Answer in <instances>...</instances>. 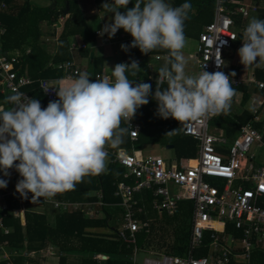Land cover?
<instances>
[{
  "label": "clouds",
  "instance_id": "1",
  "mask_svg": "<svg viewBox=\"0 0 264 264\" xmlns=\"http://www.w3.org/2000/svg\"><path fill=\"white\" fill-rule=\"evenodd\" d=\"M130 2L103 3L102 9L114 13V22L104 24L100 35L111 39L120 29L130 33L131 45L121 44L125 52L137 47L145 55L168 50L169 59L158 70L154 94L151 84L129 79V72L135 77L142 71L139 61L133 59L116 64L111 76L91 81L89 74L82 72L66 84L62 82L56 88L58 99L49 100L46 108L25 93L11 96L8 102L12 107H0V172L4 177H10L13 168L19 173L16 195L23 199L31 193L33 204L40 198L51 202L58 194L75 191L86 177L104 174L108 149L123 151L120 145L132 129L131 121L150 96L158 104L160 118H173L182 126L228 115L234 100L238 101L240 94L230 78L235 77L234 71L230 75L210 73L205 64L198 75L186 74L184 24L190 3L173 7L166 0H137L129 8ZM122 8L126 12H121ZM238 55L246 68L264 64V20L250 19ZM216 59L218 68L226 66L220 53ZM7 186L8 181L0 178V189L6 192Z\"/></svg>",
  "mask_w": 264,
  "mask_h": 264
},
{
  "label": "built area",
  "instance_id": "2",
  "mask_svg": "<svg viewBox=\"0 0 264 264\" xmlns=\"http://www.w3.org/2000/svg\"><path fill=\"white\" fill-rule=\"evenodd\" d=\"M234 3V0H216L214 21L205 27L199 37L198 61L201 72L206 64L205 70L210 73L224 71L225 74H228L226 51L232 49L234 43L239 39V34L234 30L233 15L236 12L228 8V4ZM6 9L7 4L2 1L0 14ZM253 10H256V7ZM246 12L245 8L241 9V14H246ZM4 33L5 27L0 19V37ZM218 52L226 64L225 67H217ZM17 64V58L8 57L0 43V87L4 93L14 95L16 92H21L29 98H33L32 95L24 91V88L30 85L32 80L27 75L19 74ZM58 69L65 72V77L68 80L77 78L78 74L82 73L74 61L62 63L58 65ZM230 78L233 80L232 86L241 84L240 78ZM252 83L260 89H264V82L252 80ZM39 85L48 101L58 98L56 96L57 89L50 80H40ZM261 106V102L253 106L255 122L259 121L257 114ZM214 118L211 117L204 123L189 122L185 125V135L201 142L200 158L189 166L170 165L162 158L142 156L140 152L125 156L110 153L113 158L110 160L127 170L125 177H132L134 180L133 184L120 183L116 193V196L121 197L119 206L124 209L126 220L125 228L118 235L129 248H133L131 261L134 264L138 262L140 254L136 237L140 226L134 213V208L138 205L135 195L140 194L144 189L151 190L152 188H155L156 196L163 198L158 206L159 209L166 210L169 214H173L177 210V201L192 200L194 203L193 227L188 254L185 258L162 255L145 257L143 264H228L231 259L249 261L255 251H264V207L258 205L264 199V166H255L253 156H249L257 143L263 144L264 133L252 125L243 126L238 138L229 146L227 157H225L217 151V145L226 143L225 138L209 132L210 122ZM135 119L136 116L131 121L132 129L129 130L132 141L139 139L142 129ZM133 131H136L135 134H132ZM238 181L248 184L249 187L243 188L242 186L237 190L234 189L233 185ZM222 184L224 185L222 186ZM3 190L4 188L0 189V212H10L5 201L9 192L7 189V193ZM102 197L100 195L97 205H104ZM45 201L63 213L78 211L82 208H85L91 216L95 212L90 203ZM20 211V209H15L12 212L17 216L20 215ZM227 223H234L238 230L243 232V236L237 240L226 235ZM215 224L220 225L221 230L214 228ZM0 229H4L6 234L9 233V230L4 226L3 218H0ZM207 231L221 234H211L210 248L214 253L196 258L195 253L202 246Z\"/></svg>",
  "mask_w": 264,
  "mask_h": 264
},
{
  "label": "trees",
  "instance_id": "3",
  "mask_svg": "<svg viewBox=\"0 0 264 264\" xmlns=\"http://www.w3.org/2000/svg\"><path fill=\"white\" fill-rule=\"evenodd\" d=\"M2 1L7 2L8 6L7 10L0 15L6 29L1 38L3 51L8 57L17 58L19 74H28L27 76L32 80V83L26 86L24 91L32 95L33 98L38 99L42 107L46 108L49 101L40 90V80L57 81L60 79L63 76V71L57 67L66 61L73 60L71 59V47L76 38L82 36L86 41L90 39L87 36L89 29L83 18L82 9L77 4V0H69L71 6L69 17L64 24L60 37H58L54 51L50 52L43 40L42 24L46 23L50 27L57 25L63 17L67 0H50L49 6H35L31 0H0V3ZM182 1L177 0L173 3L175 7H179L181 5H177V3ZM187 1L188 3L194 2V0ZM96 2L103 4L112 2V0H96ZM136 2L137 0H131L128 7H133ZM257 2L263 3L264 0H257ZM122 12H126V9L122 8ZM259 13V19L264 20V9H261ZM234 19L238 25L239 18L234 17ZM120 31L121 29L117 33L119 34ZM52 37L56 38L55 30ZM84 46L86 48H83ZM81 47L82 50L87 49L85 44ZM133 51L136 53V48H133ZM90 53V50H84L82 54L89 56ZM153 53L154 51L149 54ZM141 56L147 55L139 50V54H136L131 60L141 59ZM235 69L236 67L234 72L238 73L239 70L235 71ZM255 71L257 78L264 81V65ZM146 83L152 85L154 94L156 82ZM247 100L248 97L244 101ZM5 104H8L7 98L0 92V105ZM156 107H158L157 102L150 96L149 103L137 110L135 122L142 123L144 126L147 123L153 125L154 131L158 133V137L153 139L155 142L174 145L178 151L185 149L189 151L197 150L196 141L185 135V126L178 125L177 122H173L166 127L159 125L156 121ZM249 114H246L249 116L248 120L252 118ZM216 119L222 122L223 120L229 121L227 118L222 120L221 116ZM254 125L261 130L264 122ZM122 126H125V124ZM143 135L142 133L140 145L145 143ZM124 170L125 168L121 165H110L108 172L95 177H86L83 183L76 186L75 191L65 192L58 197L59 199L71 201L93 202L96 200L95 196L89 198L88 193L100 191L103 194V201L108 206L102 210L103 216L101 215L96 219L88 218L85 215L86 209L82 208L78 211L57 214L56 227L54 228L49 225L45 213L20 209L24 216L22 222L20 215L14 216L9 211L0 212V218H3L5 226H10L13 229L8 236L0 232V246L8 241V247L13 251H18L19 261L16 264H21L23 260H27L21 255L25 251L39 254L52 246L60 252V264H100L98 260L100 261L101 256L106 257L101 260L103 264H134L131 261L133 250L128 248L118 237L123 210L120 206H117L121 201V197L116 196V192L119 190L118 185L125 181ZM152 189L155 190V188ZM28 196L27 200L20 196L22 205H43L42 199L33 204L32 194L29 193ZM13 199L15 202H19L15 196H13ZM176 203L177 210L172 215L169 214L170 216L166 214L168 220H165L164 224L162 223L159 226L160 223H154L151 233L141 232L138 234L137 243L143 250L181 257L186 255L191 238L194 204L191 200H180ZM11 209L15 208L12 207ZM156 213L160 214V212ZM213 227L217 228L215 225ZM101 229L107 232H102ZM96 230H100V233H96ZM239 261H232L231 264H244L242 259ZM0 264H4V262ZM250 264H264V251H255L251 255Z\"/></svg>",
  "mask_w": 264,
  "mask_h": 264
},
{
  "label": "crops",
  "instance_id": "4",
  "mask_svg": "<svg viewBox=\"0 0 264 264\" xmlns=\"http://www.w3.org/2000/svg\"><path fill=\"white\" fill-rule=\"evenodd\" d=\"M47 1H49L51 3L50 0H47ZM175 1H177V0H166V2L170 3L173 7H175V5L173 3ZM234 1H235L234 4H231V5L228 4V8L230 10H233L236 12L233 15V19H234V17H238L240 15H243V14H241L242 8H245V10H246V7L243 4V0H234ZM251 1L253 2L252 10H253V8L256 7V10H253V11L259 13V11L261 9H264V2L258 3L257 0H251ZM31 2L33 3L32 0H31ZM5 3L7 4V2H5ZM184 3H188V1L183 0L181 3L178 2L177 5H182ZM77 4L82 9L83 18L87 24L88 29H89V34L87 36L90 37V39L88 41H86L82 36H78V38H76L75 43H73L72 47H71V59H73L72 61H74L78 65L81 72H87L89 74L91 81H95V79H97L99 76H100V78L102 76L103 77L104 76H111L112 69H114V66L117 63H130L131 58H133L136 54H139L140 49L138 47L136 48V53H135V51H133V48H130V50L128 52H125L121 49V44L131 45V43L133 41V37L131 36V34L125 32L123 29H121L119 34L117 33L115 35V37H113L111 39L109 38V36L107 34H104L103 36L98 34V33H100L104 24L108 23L110 20L112 22H114V13H108L106 10L102 9L103 4L97 3L96 0H77ZM190 4L192 5V8L188 13L189 18L185 21L184 32H185L186 38L189 40L193 39L194 36L197 37V40H198L197 54L194 57H193V54H191L189 57L191 59H194L196 57L195 59H197L198 69L200 71L199 61H198L199 37L203 33L205 27L214 21L215 14H216V0H194V2L193 3L190 2ZM39 5H41V4H39ZM49 5H45V6H49ZM41 6H44V4H42ZM70 9H71V7H70ZM6 10H4V11H6ZM4 11H2L1 14ZM120 11L122 12V9H120ZM68 17H69V14L66 16L63 15V17L59 20L58 24L53 25L52 27L48 26L46 23L42 24L43 40L46 42L48 50L50 52L54 51L55 45H57L56 42L58 40V37H60V35L63 31L64 24H65ZM234 22H235V19H234ZM195 23H201L202 24L201 25L202 28H201V31L199 33H197L199 28H198V26H195ZM235 26H236V23L234 24V27ZM54 30L56 33V38L52 37ZM5 31H6V29H5ZM239 35L243 36V34H239ZM2 36L0 37V43H1ZM83 44L87 45V49H84V50H89V47H93L92 49H90L91 53L89 56H85L84 54H82L84 50L81 49L82 48L81 46ZM242 45H243V40L241 41V43H240V41H237L234 43V46L232 49L240 48ZM186 47L183 49V53L187 52ZM232 49H229L226 51V57L228 59H230L229 55L231 54ZM93 50H95V51H93ZM149 55H156L155 56L156 61H159V62L164 61V64L169 59V52L166 49H157L154 51L153 54H147V56H149ZM147 56H141V57L145 58ZM137 59H138L137 61H139V66H140L142 64V61H140L142 58L141 59L137 58ZM164 64L159 65V64L153 63V66H156V67L154 68L153 72L150 70L149 77L151 75H153L155 78H158V70ZM263 65L264 64H262L260 67H262ZM150 67H152V66H150ZM260 67H256L254 69V71L250 73V76H248L245 74L246 72H245L243 66H236L235 71L239 70V72L238 73L235 72L238 75H235L234 78H240L241 84L238 86H232V87L234 89H236V91L240 94L238 101L234 100V104H235V106L236 105L241 106V109L236 111V107H234V109H233L234 111H230L228 115H221L222 120L227 118V119H229V121L223 120V122H222L221 120L216 119L218 117L217 116L210 122L209 132L215 136H220L222 138H225V140H226V143H221V144L217 145L218 153H220L221 155H223L225 157H227L229 146L231 145V143L235 139L238 138V136L240 134V130L243 126L249 124V125H252L255 127L254 124L264 122V94H263L264 89H260L257 85L252 83V80L258 81V82H264L263 80H259L257 78V75H256L255 70L257 68H260ZM140 68L142 71L139 73L143 74L144 73L143 69L141 66H140ZM187 68L188 67L186 66V69H185L186 74L195 75L194 73H191V72L189 73L190 69L188 70ZM234 68H235V66H231V64L229 65V69H227L228 75H230L231 72L234 71ZM59 70H61V69H59ZM62 74H63V76L60 79H58L57 81H51L50 80L56 88H59L61 86L62 82L66 84L68 81V79H66V77H65L64 71L62 72ZM146 74H148L147 71H146ZM26 75H28V74H26ZM131 76L132 75L129 72L128 77L131 78ZM132 77H134V76H132ZM135 77L138 78V76H135ZM141 81H143V82L155 81L156 82V80H140V82ZM164 87H167V84H164ZM0 92L3 95H5L7 98L8 93H4L2 90V87H0ZM246 97H248V100L244 101ZM249 102H252L251 106H248ZM260 102L262 103V106L258 110L259 113L257 114L259 117V121L255 122L254 120H255L256 116L253 114L254 113L253 112V106L256 103H260ZM7 103H8V99H7ZM9 106L12 107V105H9ZM0 107L6 109L5 105H0ZM155 110H157V107ZM249 113L251 114L252 118L248 120L249 116H247V115ZM136 119H137V113H136ZM156 121L159 123L160 126H165V127L169 126V124H171L173 122H177L178 125H181V123L179 121H177L173 118H169V119L165 120V119L159 118L158 115H157ZM138 124H140L142 126V129H141L140 137L137 141H132L130 138V135L128 133V135H126L124 138L125 142L122 145H120V149H123L122 152L119 151L118 149H112V150H111V148L108 149L109 161H108L107 169L109 168L110 165L118 164V163L112 161L113 158L110 155L111 151L117 155H120V156L132 155L135 152H140V154L142 156H152V155H145L144 151L152 150V147H154L156 144H160L159 142L153 141V139H156L158 137V135H157L158 133H156L154 131V126L149 124V123H147L146 126H144L142 123H138ZM125 127H127V124H125ZM261 130L264 133V125H263ZM142 133L144 134L143 137H144L145 143L142 142L143 144L141 145V147L136 148L134 144L141 143L140 141H141V137H142L141 134ZM188 137H190V136H188ZM191 138H193V137H191ZM193 139L196 141L197 150L189 151V150L185 149V150L178 151L175 149V146H174V149L176 150V153H177V159L175 161H173L172 163L165 161L163 158L162 159L167 164H170V165L175 164L176 166H182V165L189 166L193 163H196L200 158L201 142L199 140H197L196 138H193ZM263 139H264V137H263ZM253 150H255L254 153H252ZM258 151H264V140H263V144L257 143L253 147L251 152L249 153V156H253V163L255 166H264V164H262V163L261 164L256 163V159L258 157V153H257ZM154 157H156V156H154ZM110 158H112V160H110ZM159 158H161V157H159ZM106 172H108V170ZM126 172H127V170L125 169L124 170V179H125L124 182H128L130 184H133L134 180L132 179V177H130V178L125 177ZM10 173H11V171H10ZM0 178L8 181L7 190L9 192V195L7 196L5 201L10 208L13 207V208L18 210V209H24L27 206V208H28L27 210L36 211V212H39L42 214L45 213V214H47V221H48L49 225L54 227V228L56 227V216H57V214H61L63 212L55 209L52 204L46 202L45 200H43V198H40L43 201V205H37V206H35V205H25V206L22 205L20 203L21 202L20 196L18 199L19 202L18 203L15 202V200L13 199V196H15L16 194H19L18 192H16V184H17L18 180L21 179L19 173L15 169H13V174L11 173L10 177H4L3 173L0 172ZM207 181H210V180H207ZM223 185L224 184H222V186ZM242 186H243V188L249 187L248 184L242 183L240 181L236 182V184L233 185L234 189H236V190L239 188H242ZM146 191H149V192H146ZM60 195L61 194H58L54 198L53 201H68V202L92 204L93 205L92 208L95 211L94 215L91 216L87 212L85 213V215L90 219H96V218L100 217L101 215L103 216L102 210L108 206V204H106L104 201H103L104 205H97V203L100 201V198H99L100 195L103 196V194L100 191L88 193L89 198L91 196H93V197L95 196L96 200L93 202H88V201L81 202V201H71V200H67V199H59L58 197ZM135 199H136V201H138L137 207L135 206V208H134L135 219L140 226L139 231L136 233L137 242H138V234L141 232H146L147 234L151 233V231L153 230L152 225L154 223H156L154 221L155 219L148 218V216H147V209L148 208H151L153 210V212H155V213L160 212V214H167L168 216H170L172 214L169 215L168 211L159 209L158 206L163 201V198L156 196L154 189H151V190L144 189L140 194L137 193L135 195ZM181 201H190V200H181ZM119 203H121V201H119ZM258 205H262L264 207V199H262V202H259ZM117 206L119 207V205H117ZM120 208H121V206H120ZM12 210H14V209H12ZM122 210H123V216L121 219L122 222L120 221L121 225L119 228V232H122L121 230H123L125 228L124 226L126 224L125 211H124V209H122ZM193 210H194V205H193ZM192 213H193V211H192ZM12 214L14 216H16L15 213L12 212ZM191 223H193V216H192V222ZM4 226H5V224H4ZM215 226H217V229L221 230L220 225L215 224ZM192 227H193V225H192ZM6 228L9 230L8 234L5 233L4 229H0V232H2L5 236H8L12 233L13 229L10 226H7ZM225 228H223V229H225L226 235L230 236L231 238L237 239V238H241V236H243V232L241 233L238 230V228L235 226L234 223H227ZM103 230L104 229H101L102 232H107L106 230L105 231H103ZM191 231H192V228H191ZM96 233H100V230H96ZM212 233L221 235L220 233L213 232V231L205 232V236L203 239L204 242H203L202 246L195 253L196 258H200V257L214 253L213 250H211V248H210V241H211V234ZM118 237H119V235H118ZM119 239L123 242L122 238L119 237ZM8 246H9L8 241L4 242L0 246V263L4 262V264H16V262L19 261L18 251H13ZM131 249L133 250V248H131ZM138 249L140 250V254H142V256H144V258L145 257H157L160 255L176 257V255H167L165 253H161V252L159 253V252L151 251V250L145 251L140 246H138ZM55 250H56V248H54L52 246L48 250L42 251L39 254L35 253V252L25 251L21 255H22V257H24L27 260H23L21 264H49L48 261L53 260V259L57 260V262L55 264H60L59 256H58V258L49 256V254L53 255L54 253H56ZM187 254H188V250H187L186 255L182 256V258H185L187 256ZM177 257H181V256H177ZM99 259H100V261L98 260V263H101V260L104 258H103V256H101ZM239 260L240 259H236V260L231 259L228 264H231L232 261L240 262ZM243 262H244V264H250V260L249 261L243 260Z\"/></svg>",
  "mask_w": 264,
  "mask_h": 264
},
{
  "label": "rangeland",
  "instance_id": "5",
  "mask_svg": "<svg viewBox=\"0 0 264 264\" xmlns=\"http://www.w3.org/2000/svg\"><path fill=\"white\" fill-rule=\"evenodd\" d=\"M33 1V5L35 6H41L42 4L45 5H49L50 2L47 1V0H32ZM41 4V5H39ZM243 4L244 6L246 7V14H243V15H240L238 16L237 18H239V24L234 27V30L238 33V34H243V31L246 29L249 21L251 18L253 17H256L259 19V14L258 12H255L252 10V6H253V2L251 0H243ZM201 23H195V26H198V32L199 33L201 31ZM241 43V41H240ZM197 45H198V40H197V37L194 36L193 39L189 40L187 39V44H186V49H187V52L183 53L186 60L188 61L187 63V69L189 70V73H194L195 75H198L200 73L199 69H198V64H197V59H191L189 56L191 54H193V57L196 56L197 54ZM243 46V45H242ZM241 46V47H242ZM240 47V48H241ZM93 47H89V50L92 49ZM238 50L239 48H234L232 49L231 51V54L229 55V58L228 61H227V65L228 67H226L227 69H229V65L231 64V66H243L244 70H245V74L250 76V73L254 71V69L256 68L255 66H250L248 68H246L241 62H240V57L238 55ZM95 51V50H93ZM156 55H149L147 57H142V59L140 61H142V64L140 65L143 69V74L142 73H138L137 77H132L129 78L130 80H135L136 83H139L140 80H156L157 78H155L153 75H150V70L153 72L154 71V68L156 66H153V63L155 64H159V65H162L164 64V61H156ZM257 62H259V58H257ZM118 64V63H117ZM262 65V64H261ZM152 66V67H150ZM149 68V69H148ZM146 71L148 72V74H146ZM252 102H249L248 103V106H251ZM5 108L6 110L7 109H10L11 106H9L8 104H5ZM234 107H236V111L240 110L241 109V106H238L234 104H232V107H231V110L230 111H234ZM136 148L138 147H141V145H139L138 143L134 144ZM143 147V146H142ZM130 148V147H129ZM255 150L252 151V153H254ZM145 155H152V156H156V157H161L163 158L165 161L169 162V163H172L173 161H175L177 159V153H176V150L175 149H167V145H164V143H160V144H156L154 147H152V150H146L144 151ZM258 157L256 159V163L257 164H264V151H258ZM14 169V168H13ZM13 169H11V173L13 174ZM15 172V171H14ZM25 206V205H24ZM24 209H28L27 206L24 208ZM10 214H12V210H10ZM147 216L148 218H152V219H155L154 221L156 223H160L159 226L164 222L165 220H168V216L165 214H159V213H155L153 212V210L151 208H148L147 209ZM164 221V222H163ZM158 226V227H159ZM56 253H54L53 255L52 254H49V256L51 257H56L58 258V256H60V252L59 250L56 248ZM143 259H144V256H142V254L139 255V260L136 264H143ZM49 264H55L57 262V260L53 259V260H50L48 261ZM100 264H103L102 261Z\"/></svg>",
  "mask_w": 264,
  "mask_h": 264
},
{
  "label": "water",
  "instance_id": "6",
  "mask_svg": "<svg viewBox=\"0 0 264 264\" xmlns=\"http://www.w3.org/2000/svg\"><path fill=\"white\" fill-rule=\"evenodd\" d=\"M70 7H71V6H70V1L67 0L65 10L63 11V15L66 16V15L69 14V12H70ZM242 40H243V36L240 35V36H239V41H242ZM11 96H13V94H8V95H7V99H8V101H9V98H10ZM8 104L11 105L9 102H8ZM167 148H168V149H174V145H168ZM17 163H18V162H17ZM15 198H16V200H18V199H19V195H15ZM21 221H22V222L24 221V216H23V212H22V211H21ZM103 258H105V256H103Z\"/></svg>",
  "mask_w": 264,
  "mask_h": 264
}]
</instances>
